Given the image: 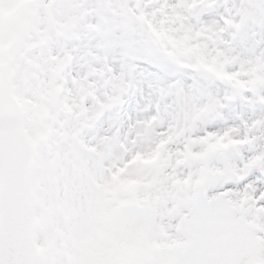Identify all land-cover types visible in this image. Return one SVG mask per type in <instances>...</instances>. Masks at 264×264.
Here are the masks:
<instances>
[{
    "label": "snow or ice",
    "instance_id": "obj_1",
    "mask_svg": "<svg viewBox=\"0 0 264 264\" xmlns=\"http://www.w3.org/2000/svg\"><path fill=\"white\" fill-rule=\"evenodd\" d=\"M0 264H264V0H0Z\"/></svg>",
    "mask_w": 264,
    "mask_h": 264
}]
</instances>
